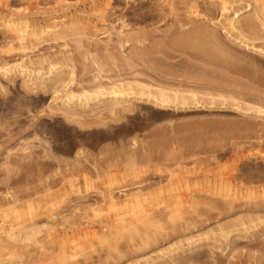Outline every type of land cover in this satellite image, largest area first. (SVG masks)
Listing matches in <instances>:
<instances>
[{
  "label": "rangeland",
  "instance_id": "1",
  "mask_svg": "<svg viewBox=\"0 0 264 264\" xmlns=\"http://www.w3.org/2000/svg\"><path fill=\"white\" fill-rule=\"evenodd\" d=\"M222 1L0 0V264H264V0Z\"/></svg>",
  "mask_w": 264,
  "mask_h": 264
},
{
  "label": "bare ground",
  "instance_id": "2",
  "mask_svg": "<svg viewBox=\"0 0 264 264\" xmlns=\"http://www.w3.org/2000/svg\"><path fill=\"white\" fill-rule=\"evenodd\" d=\"M252 1V0H251ZM250 1V2H251ZM248 2V1H247ZM250 2H248L247 4H250ZM222 3H223V9H224V11H228L229 10V8H230V6L228 5V2L226 1V0H223L222 1ZM260 9H261V19L259 20V22L261 21V25L264 27V4H261L260 5ZM260 12V11H259ZM233 13V12H232ZM254 13V12H253ZM258 13V12H257ZM234 14H235V16H233V17H231V19L230 20H228V22H229V24H228V28H226V25H225V28L227 29V31H228V33L230 34V35H232L233 37H236L237 39H239L240 41H241V43H243V45L244 46H246V47H248V48H253V49H258V46H257V44H255L254 43V41H252V39H250L249 40V38L248 39H244L243 37H241V35H236L235 33H233V31L234 30H236V29H238L237 28V23H238V19H239V17H240V15H238V11H235L234 12ZM255 14V13H254ZM260 14V13H259ZM258 15V14H257ZM255 16H256V14H255ZM254 16V17H255ZM258 16H260V15H258ZM257 16V17H258ZM259 18V17H258ZM227 22V23H228ZM258 22V24H260ZM224 26V25H223ZM224 28V29H225ZM225 29V30H226ZM20 38L21 39H23V34L20 36ZM187 38H189V37H187ZM187 38H185V39H187ZM236 40V39H235ZM182 41H184L183 39H182ZM187 42V41H186ZM201 46H204V45H201ZM250 48V49H251ZM252 49V50H253ZM261 50V49H260ZM262 52V51H261ZM56 69L57 68H55V65H52V67H51V70H50V72L48 73V75H54L55 74V72H56ZM72 68H70L69 69V73L71 74V76L74 74V70H71ZM23 71H24V69H23ZM23 71H21V73H23ZM30 72V71H29ZM28 72V74L30 75V73ZM8 73V72H7ZM24 75H25V73H24ZM31 76V75H30ZM30 76H27V77H30ZM74 76V75H73ZM49 77H51V76H49ZM98 77V74L96 75V78ZM31 78V77H30ZM74 78V77H73ZM73 78H71L70 79V82L68 83V85H67V87L69 86H72L71 84L73 83ZM263 79V78H262ZM68 87V88H69ZM144 87V86H143ZM101 89H103V87L102 86H100V87H98V89L96 90V91H94L93 92V94H98V93H100L101 92ZM141 89V88H140ZM142 89H144L143 91H141ZM141 90H139V91H137L136 92V90L135 91H132V90H129V91H132V92H129L128 90H126V89H122V88H120V87H117V86H113L112 88H111V90H109V94H112L111 95V98H113L116 102H119V101H122V100H125V102L126 101H130L129 103H131V101L132 102H134L133 100H144V101H151V102H153L154 104H156V105H159V106H162V107H170V106H174V107H172V108H175L176 107V105H179V104H181V105H183L182 107H184V105H186L189 101H190V103H193V104H195V105H199V102H197L196 100H192L191 98V100H192V102H191V100H189L188 101V98H189V96H187L188 98H186V96L185 97H179V96H182L181 95V93L179 94V95H176V91L174 92V94L172 93L171 95H169L168 94V92H166V90H162V89H160V88H158V90H160L159 92H158V90H157V92L156 91H154L153 89L152 90H146L145 91V89L146 88H142ZM89 91H86V92H83V93H81V94H76V93H74V92H72V91H70L69 92V94H68V96H67V98H66V100H64L67 104H71V103H74V99H76L77 100V104H79V106L80 105H86L87 106V104L89 103V101L92 99V101L94 100L93 98V96H92V93H90ZM174 95V96H173ZM100 99V98H99ZM99 101V100H98ZM196 101V102H195ZM188 105H189V103H188ZM191 105V104H190ZM201 105V104H200ZM171 108V107H170ZM177 108V107H176ZM260 111L261 112H264L263 110H261L260 109ZM22 230V229H21ZM21 232V231H20ZM16 233V232H13V234L11 233V235L10 236H13V237H16V236H14V235H19V238H21L20 236V234H22V233ZM28 232V231H27ZM32 233V232H31ZM33 234H35V233H33ZM33 234L31 235V237L33 236ZM30 235V233L28 232V234H26V235H24V236H22V239L24 238V239H26V241H27V239H29V236ZM231 237V236H230ZM229 237V238H230ZM227 238H228V236H227ZM231 239L232 238H230V241H231ZM227 242H229V240L227 241ZM228 244V243H227ZM226 244V245H227ZM6 245V244H5ZM1 246V245H0ZM6 247V246H5ZM4 247V248H5ZM3 248V249H4ZM1 253V252H0Z\"/></svg>",
  "mask_w": 264,
  "mask_h": 264
}]
</instances>
